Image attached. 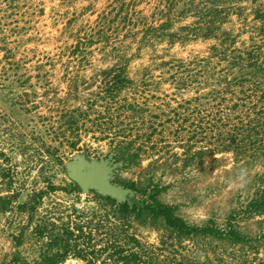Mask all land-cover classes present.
I'll return each mask as SVG.
<instances>
[{
    "label": "trees",
    "instance_id": "trees-1",
    "mask_svg": "<svg viewBox=\"0 0 264 264\" xmlns=\"http://www.w3.org/2000/svg\"><path fill=\"white\" fill-rule=\"evenodd\" d=\"M253 1L112 0L57 53L34 58L22 50L29 31L22 22L27 0H0V130L2 123L7 130L44 128L51 142L65 141L74 151L90 132L92 139L107 141L104 159L129 170L145 155H157L160 143L169 152L170 130L174 136L193 130L194 143L184 150L188 157L202 162L210 154L217 165L228 153L233 168L261 165L222 219L201 223L189 222L177 205L161 198L166 188L154 173L116 176L113 182L132 193L122 202L97 194L101 210L95 214L101 249L110 252L112 264H264V5L248 6ZM198 41L208 42L205 52H172L175 45ZM143 55L133 76L131 65ZM57 61L63 66L62 94L51 80ZM41 96L50 102L49 114L32 102ZM63 153L57 156L60 164ZM6 170L0 148V221L14 203L26 219L11 234L14 251L4 264H26L19 248L30 227L45 248L34 264L84 255L79 239L92 223L79 221L83 211L38 215L46 193L82 192L78 184L50 183L18 202L21 188ZM142 227L159 232L156 242L142 238Z\"/></svg>",
    "mask_w": 264,
    "mask_h": 264
},
{
    "label": "rangeland",
    "instance_id": "rangeland-1",
    "mask_svg": "<svg viewBox=\"0 0 264 264\" xmlns=\"http://www.w3.org/2000/svg\"><path fill=\"white\" fill-rule=\"evenodd\" d=\"M112 0H27L24 6L28 8V13L23 17L22 22L28 27L27 41L23 44L22 50L27 51L34 58H42L46 55H53L60 50L64 42L71 39V35L83 30L91 25L97 14L101 12ZM264 5V0H254L250 5ZM21 22V24H23ZM208 42L198 41L186 45H175L172 49L178 56H189L195 53H203ZM96 46V50L98 45ZM98 51V50H97ZM143 55L141 59L134 60L131 65L132 75L135 76L146 60ZM98 58V54H97ZM62 64L57 61L50 70L53 87L62 94L65 90L61 81ZM90 74L89 71L86 72ZM52 90V89H49ZM43 91L42 89L39 92ZM30 92V91H29ZM32 100V99H31ZM34 103L39 104L40 111L49 114L50 102L45 101V97H38ZM5 107L2 103V110ZM19 120L26 124L29 118L18 116ZM4 117L2 115V121ZM0 130V148L2 149V165L6 167L5 173H12L16 181L13 186L21 188L18 202H24L33 191L38 189L46 190L50 183L58 186H66L70 179L67 175V164L82 157L85 162L104 159V154L108 150L107 141H97L92 139L91 133L82 137L78 143L81 150H72L65 141L54 144L47 136L48 130L44 128H32L31 125L20 130ZM41 129V130H40ZM167 135L168 140H173L172 148L166 151L164 143H160L161 151L157 155H145L143 162L139 166H134L132 170L124 167H114L111 175L112 181L116 176L126 178L147 177L154 173L161 180V185L165 190L161 193V198L171 204L178 206L177 212L191 223H201L210 217L222 219L230 208L234 205V195L240 190H244L253 173L261 169L260 164L233 168L234 160L231 154H224L221 162L213 165L212 157L206 154V158L201 161L194 160L184 154L187 144H193V130H185L175 135ZM84 133V130H81ZM168 134V133H167ZM166 136V133H165ZM205 145L202 143H198ZM54 148L58 151H54ZM97 151V153L86 154L85 151ZM60 152H64V163L57 161ZM176 153L175 154H173ZM96 155V156H95ZM98 155V156H97ZM150 155V156H149ZM61 157V156H60ZM199 162V163H198ZM201 162V163H200ZM112 164H114L111 161ZM216 166V167H215ZM6 180V179H4ZM115 183V182H114ZM2 185V189H4ZM99 194L95 190L66 193L56 191L46 193L38 208V215L49 214L50 212L63 211L64 214L83 211L81 218L84 224L92 223L89 227L83 228L79 245L84 250L81 257L70 255L60 264H112L109 259V251H104V242L101 240L100 232L95 228L100 213ZM139 196L135 194V198ZM103 204V203H102ZM10 211L2 213L0 226V264H4L11 258L14 251V242L11 234L16 233L24 224L25 215L16 210V203L10 205ZM71 209H73L71 211ZM94 214V219L92 216ZM74 216V215H73ZM37 215H35V218ZM73 219H76L72 217ZM78 219H76L78 221ZM2 222V223H1ZM28 234L25 244L21 246L22 259L26 264H34L44 256L45 249L38 242L37 235L31 234L32 227L25 228ZM142 238L148 242H156L158 233L148 227L139 228ZM103 238V237H102ZM46 255V254H45Z\"/></svg>",
    "mask_w": 264,
    "mask_h": 264
},
{
    "label": "water",
    "instance_id": "water-1",
    "mask_svg": "<svg viewBox=\"0 0 264 264\" xmlns=\"http://www.w3.org/2000/svg\"><path fill=\"white\" fill-rule=\"evenodd\" d=\"M68 178L78 184L84 192L95 190L101 195H107L118 202L126 199L132 190L111 179L115 165L107 159L85 162L82 157L67 164Z\"/></svg>",
    "mask_w": 264,
    "mask_h": 264
}]
</instances>
